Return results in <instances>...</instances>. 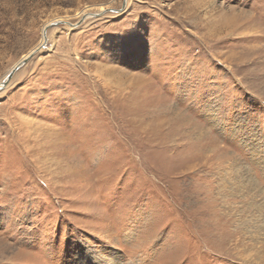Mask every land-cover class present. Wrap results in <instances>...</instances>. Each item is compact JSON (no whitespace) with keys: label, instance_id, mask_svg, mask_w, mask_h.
<instances>
[{"label":"rangeland","instance_id":"rangeland-1","mask_svg":"<svg viewBox=\"0 0 264 264\" xmlns=\"http://www.w3.org/2000/svg\"><path fill=\"white\" fill-rule=\"evenodd\" d=\"M50 24L0 88V264H264V0H0V82Z\"/></svg>","mask_w":264,"mask_h":264},{"label":"water","instance_id":"water-1","mask_svg":"<svg viewBox=\"0 0 264 264\" xmlns=\"http://www.w3.org/2000/svg\"><path fill=\"white\" fill-rule=\"evenodd\" d=\"M125 7V4H124ZM51 26V24L47 27L44 28L43 30V40L41 42V44L34 49L32 52H30V54H28L27 56L23 57L20 61H18L9 71L6 79L2 82H0V88L5 87L9 81L12 79V77L14 76V74L20 69L21 66L25 65L33 56L36 52H38L41 48L42 45L44 43H46L48 41V28Z\"/></svg>","mask_w":264,"mask_h":264},{"label":"bare ground","instance_id":"bare-ground-1","mask_svg":"<svg viewBox=\"0 0 264 264\" xmlns=\"http://www.w3.org/2000/svg\"><path fill=\"white\" fill-rule=\"evenodd\" d=\"M27 56V55H26ZM25 57V56H24ZM7 77V76H6ZM6 79V78H5ZM4 79V80H5ZM264 160V159H263ZM263 191L261 189L258 190V193L261 194ZM104 264V263H103Z\"/></svg>","mask_w":264,"mask_h":264}]
</instances>
